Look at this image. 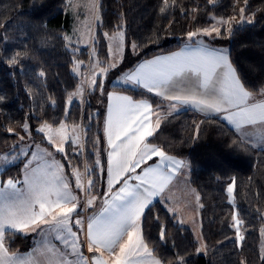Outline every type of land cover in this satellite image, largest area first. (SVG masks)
I'll return each instance as SVG.
<instances>
[{
	"label": "trees",
	"instance_id": "obj_1",
	"mask_svg": "<svg viewBox=\"0 0 264 264\" xmlns=\"http://www.w3.org/2000/svg\"><path fill=\"white\" fill-rule=\"evenodd\" d=\"M162 0H97L99 22L94 24L90 48L70 46L65 36L71 22L66 12V0H0V153L19 150L17 133L9 127L29 125L30 140L54 152L71 177L73 168L92 169L95 182L93 194L102 197L107 176L106 144L103 121L106 96L117 90L135 99H147L153 106L163 105L153 94L140 87H121L109 83V75L97 80L100 87L88 90L85 99L73 100L67 106L69 95L80 81L73 68L82 62L81 70L92 50L101 66L109 60L105 33L122 31L126 49L125 64L118 74L131 69L138 61L159 53L180 48L187 42V33L208 27L211 17L236 19L229 37H194L212 46L227 48L230 59L246 86L264 85V0H176L166 13L160 12ZM250 15L252 23H239V9ZM215 36V34H213ZM138 47L131 50V45ZM74 49V50H73ZM20 53L17 63L8 61ZM43 71L44 76L39 73ZM54 102V103H53ZM67 109L68 115H65ZM91 117V119H89ZM81 125L83 147L74 152L67 142L65 153L54 151L36 128L47 122L52 126ZM196 125H199L197 131ZM151 144L161 147L168 155L186 159L189 164V182L200 197V233L206 248L197 253V241L192 231L179 224L166 205L156 200L141 220L145 242L164 264H176L183 256L185 264H264L260 259L259 229L264 223V150L241 144L240 137L224 121L214 116H203L193 110L182 109L161 118ZM16 146L13 149V146ZM98 154V155H97ZM99 158L100 165H96ZM25 157L0 170V180H17L22 173ZM103 169V171H101ZM235 179L234 199L228 201L227 186ZM98 198L97 207L101 203ZM242 221L244 239L237 242L232 228V215ZM164 230V239L160 237ZM12 251H27L34 241L32 234L16 233L7 237Z\"/></svg>",
	"mask_w": 264,
	"mask_h": 264
},
{
	"label": "snow or ice",
	"instance_id": "obj_2",
	"mask_svg": "<svg viewBox=\"0 0 264 264\" xmlns=\"http://www.w3.org/2000/svg\"><path fill=\"white\" fill-rule=\"evenodd\" d=\"M214 2L215 0H209V3ZM244 2L246 6L247 0ZM175 5L176 0H162L160 12L166 13ZM87 6L98 11L95 0H89ZM239 12L243 23L245 8L241 7ZM213 19L216 22L210 27L188 32L187 42L179 52L144 60L124 73L121 80L125 84L142 87L148 93L163 97L170 102L172 110H176L178 105H191L205 114H221L223 120L239 134L241 144L247 143V137H255L259 143L264 144V85L259 88L246 86L233 66L227 48H213L203 39L193 40L194 37L201 36H222V29L227 31L229 37L235 34L230 27L235 16ZM97 21L99 22L98 15ZM246 22L251 24L252 20L248 19ZM111 40L116 43V50L121 53L122 59L123 32L114 33ZM131 47L135 51L138 45L133 42ZM112 52L110 45L109 54L112 55ZM19 55L20 53H16L8 62L17 63ZM97 66L98 64L94 65ZM116 66L117 63H113L109 67ZM79 67L80 62H77L73 71L79 73ZM107 72L108 68H101L100 73L93 71L90 86L93 89L100 87L103 93V85H97L96 77L101 73L106 75ZM39 75L45 74L41 71ZM74 95L82 97L83 88L78 86L77 91L69 95V105ZM65 115H68L67 109ZM154 115L155 126L152 121ZM160 123L158 110H154L147 99L134 100L131 96L116 92L108 94L104 121V134L110 149L107 152V189L102 197L93 194L95 182L88 178L85 184L80 171L73 168L71 175L75 178V188L85 196L83 205L78 195L73 194L70 180L64 175V165L54 158L47 159L53 154L36 145L37 151L31 152V159L24 166V188L17 186L21 183L19 180H0V264H164L145 242L141 220L154 198L160 197L163 201L164 193L170 191V185L180 169L189 165L149 142L148 138L154 135ZM79 127L74 125L72 132L75 134ZM22 128L28 132L29 125L24 123ZM196 128L198 131L199 125ZM7 131L13 133L14 129L9 127ZM36 131L44 133L48 143L67 158L63 144L70 138L64 121H60L56 129L45 122ZM57 137L60 139L59 144ZM19 138L24 140L23 136ZM78 140V135L71 138L73 144ZM15 147L14 145L13 149ZM20 153L28 155L24 148L20 149ZM153 157H158L159 162L147 164ZM17 159L18 156H13L9 160L8 154H5L0 156V163H12ZM95 163L100 165L99 158ZM137 169L140 171L137 172ZM92 171L86 164L85 174L90 177ZM234 188L233 178L227 187L230 199H234ZM98 198L102 201L99 211L86 218L82 217L80 209H92ZM199 200L197 194V204ZM169 211L175 213V209ZM233 221L237 240L242 241V221L235 215ZM41 225L46 227L42 228ZM29 232H38L44 236V243L26 253L12 251L7 237L16 233L27 235ZM81 232L85 237L83 242L80 239ZM51 234H54L55 240L63 247H58L47 239ZM261 234L264 236V229H261ZM164 235V230L161 229L162 240ZM85 244L91 256L86 257L81 251ZM205 248L206 245H202L197 253ZM260 259L264 261V247L261 249ZM176 264H185L184 257L178 256ZM241 264L246 262L241 261Z\"/></svg>",
	"mask_w": 264,
	"mask_h": 264
},
{
	"label": "rangeland",
	"instance_id": "obj_3",
	"mask_svg": "<svg viewBox=\"0 0 264 264\" xmlns=\"http://www.w3.org/2000/svg\"><path fill=\"white\" fill-rule=\"evenodd\" d=\"M66 2H67L66 12H67L68 17H69L70 22H71L70 31L65 36V37L70 38L67 40V42L70 44V46H77V47L88 46L90 48V45L92 42V37H93L94 24L97 21L96 8H90L89 6H87V5H89V0H66ZM95 2H96V0H95ZM240 16H241V14H239L237 16V21L239 23H241ZM243 16L245 17V22L248 19H251L250 15H243ZM215 18L219 19L221 17H215ZM225 19H228V18H225ZM211 20H212V22L209 24L208 27H210L212 24H214L216 22V20L213 19V17H211ZM114 33H117V32H114ZM114 33L107 34V36L105 35V39H106L107 46H108V56H109V60L105 66H101L99 64L98 60L94 56V53L90 49L88 51V53H89L88 58L89 59H88L87 63L84 64L85 69L83 71L81 70L83 63L80 62L79 73H76V72L75 73L77 75H80V77H81V81H80L78 86H81L83 88V96L81 97L80 95H74V96H72V101L77 100V101L82 102L85 99L86 92L88 90L93 89L90 86V80H91L92 72L95 71L96 73H100L101 68H108V72L106 75H104L102 73L97 75L96 80L101 79L103 81L104 78L109 75L108 79H109V83L111 85H117V84L119 85L122 83L120 80V76L123 75V73L126 70L123 72L120 71L119 75L115 74V73H116V71H119V69H120L119 67L122 64H125L126 49H125V44H124V47L122 50V59H121V53L116 50L117 49L116 43L111 40V37L113 36ZM110 45H111L112 50H113L112 55L109 54V46ZM131 50L133 51L132 48H131ZM113 63H117V66L115 68H110L109 66ZM76 64H77V62L75 63V66H76ZM97 64H98V66L94 67V65H97ZM76 91H77V89L73 93H75ZM67 102H68V100H67ZM67 106H69L68 103H67ZM40 126H38L36 128V130ZM67 126H68V136L70 138L67 142H69L72 145L71 147H72V150L74 152H80L82 150V147H83V145H82L83 144V142H82V140H83V128L79 124L80 127L77 128L76 133L74 134L72 132V128L74 125L67 124ZM52 127H53V129H56L59 127V125L52 126ZM13 133H18L19 137L20 136L24 137L23 142L19 146L18 153H17V151H16V153L10 151V152H5V153H0V156L8 154L9 160H11L13 156H18L19 158L25 157V160H24V162H25L24 166H25V164L28 162V160L31 159V152L37 151L36 145H39L41 149H46L48 152L52 153V150H50L46 146H44L40 143H33L30 140V137H31V135L29 136L30 130H28V132H25L21 126L18 129L17 128L14 129ZM41 134H43L46 142L48 143V141L45 137V134L44 133H41ZM73 135L79 136V140L75 144H73L71 142V138L73 137ZM56 139H57V143L59 144L60 143L59 137H57ZM67 142H65L63 144L64 148H66ZM21 148H24L25 151L28 152L27 156H24L20 153ZM53 148L55 149V147H53ZM55 151H56V149H55ZM52 158H54V156L47 157V159H52ZM17 160H19V159H17ZM17 160H15L14 162H16ZM58 160H56V161H58ZM14 162H12V163H0V170L6 166L13 164ZM58 162L61 163L60 160ZM32 166L33 167L35 166V162H33ZM185 172H186V170L182 169V176L185 174ZM80 173L82 174L84 180L87 183L88 178H86L85 170L80 171ZM186 174H187L186 176L188 177V178L186 177L187 182L184 184V186L182 185L180 188H178L177 191L175 189L174 190L175 195H174V197L171 198L174 202H173V205L169 206V208L175 209V213H173L172 211H169V209H168V211L170 212L171 215H173L176 218V221L179 224L189 228L192 231V233H193V235L197 241V249H198V248H201L202 245H204V242L202 240L201 233H200V219H199L200 202H199V204H197L196 195L198 193L196 192V190L194 189V187L190 184V182L188 180L189 179L188 170H187ZM67 177L70 180L71 184H73V187H74L73 189H75V195H78L79 199L81 200V204L83 205V197H81L78 194V190L75 188V178H73V176H71V177L67 176ZM176 182H178V179L176 180ZM227 195H228V192H227ZM177 198H179V200L182 204L180 202H177ZM168 200L170 201L169 198H168ZM228 201H229V203H232V201H233L232 199H230L229 195H228ZM95 206H97V203ZM95 206L92 209H95L96 208ZM80 211L82 212V211H84V209L81 208ZM233 215L236 216L235 211L233 212ZM233 215H232L231 223H232V228L234 230V236L237 240L236 228L233 226L234 225ZM263 218H264V213H263ZM261 229H264V223L259 229V233H260V237H261L260 246H259L260 252H261L262 247H264V236H262V234H261ZM75 230L76 229H74V231ZM240 234L243 236L241 229H240ZM237 242L240 243V241H238V240H237ZM203 252H204V249H202V251L200 253H203Z\"/></svg>",
	"mask_w": 264,
	"mask_h": 264
},
{
	"label": "crops",
	"instance_id": "obj_4",
	"mask_svg": "<svg viewBox=\"0 0 264 264\" xmlns=\"http://www.w3.org/2000/svg\"><path fill=\"white\" fill-rule=\"evenodd\" d=\"M96 3H97V0H96ZM203 41H204V40H203ZM204 42H205L206 44L210 45V44L207 43L206 41H204ZM184 45H185V44H183L180 48H178V49H176V50H174V51L166 52V53H159V54H156V55H154V56H152V57H150V58L142 59V60L138 61V62H137V63H136L131 69H134V67H135L138 63H140V62H142V61H144V60H149V59H152V58H154V57H156V56L169 55V54H171V53H173V52H179V51L184 47ZM210 46L213 47V48H218V49H219V47H215V46H212V45H210ZM129 70H130V69H129ZM129 70H126L124 73L128 72ZM124 73H123V74H124ZM122 76H123V75L120 76V80H121V77H122ZM116 82H117V81H116ZM116 82H115V83H116ZM121 82H122V83L119 84V85L116 83V84H117L116 86H121V87H134V86H132L131 84H125L122 80H121ZM118 83H119V82H118ZM136 87H138V86H136ZM140 88H142V87H140ZM142 89H144V88H142ZM144 90H146V89H144ZM146 91H147V90H146ZM111 92H116V93H118V94H120V95L131 96V95H129V94L125 93V92H122V91L109 90V91L107 92V96H106L107 100H106V110H105L104 121H105V117H106V114H107L108 94L111 93ZM151 94H153L155 97H157L160 101H162V102L164 103L163 105L153 106V109H154V110H158V112H159V116H160V119H161L163 116L168 115L169 113L176 112V111H178V110H182V109H189V110H193V111H195L196 113H198V114H200V115H203V116H214V117H217V118H219L220 120L224 121L228 126H230V127L235 131V129L233 128V126L229 125V124L227 123V121L223 120L221 114H216V113L205 114V113H202V112L197 111V110L194 109L191 105H178L176 110H172V109L169 107L170 102H169L168 100H165L163 97L156 96L154 93H151ZM131 97H132V96H131ZM132 98H133V97H132ZM133 99H134V100H143V99H135V98H133ZM149 102H150V101H149ZM150 103H151V102H150ZM155 120H156V116L154 115V116H152L153 126H155ZM104 121H103V135H104V140H105V144H106V157H107V159H108L107 152H108L110 149L108 148L107 140H106V137H105V134H104ZM235 132H236V131H235ZM237 135L239 136L238 133H237ZM245 139H246V141H247V144H249V145L252 146L253 148L264 150V144L259 143V142L256 140L255 137H247V138H245ZM82 142H83V140H82ZM52 147H53V146H52ZM53 149H54V148H53ZM54 151H55V149H54ZM52 153H53V156H54V152H53V151H52ZM169 156H171V155H169ZM173 157H175V156H173ZM175 158H177L178 160H183V161L187 162V164H188V161H187L186 159H182V158H178V157H175ZM54 159H55V160H58L55 156H54ZM49 160H51V159H49ZM58 161H59V160H58ZM154 162L158 163V162H159V158H158V157H153L152 160L147 161V164H153ZM24 163H25V162H24ZM188 165H189V164H188ZM144 166H145V165H141V167H144ZM182 169H185V170H186V172H185V174H184L183 176H182ZM187 170H188V176H189V167H187V168H181V169H180L179 173L176 175V177L174 178L172 184L170 185V191H166V192L164 193V197H165V199H164L163 201L161 200L160 197H156V198H154L153 202L156 201V200H159V201H161V202H164V204L166 205L167 209H171V208H169V206H170V205H173V202H174V201L171 199V198L174 197V195H175L174 190L176 189V191H177L178 188H180L182 185L184 186V184L187 182V181H186V177H187V176H186V175H187L186 173H187ZM139 171H140V169H137V172H139ZM64 175L67 177V175L65 174V172H64ZM67 178H68V177H67ZM73 178H74V177H73ZM187 178H188V177H187ZM23 179H24V166H23V170H22L21 176L17 179V180H19V181L21 182L20 184L17 185V186L20 187V188H24V187H25L24 184H23ZM177 179H178V182H179V183L176 182ZM188 180H189V179H188ZM5 181H6V180H5ZM84 181H85V180H84ZM85 183H86V181H85ZM130 183H135V181H130ZM70 186H71V188H72L73 194L75 195V189H73L74 187H73V184H71V182H70ZM105 187H106V189H107V176H106V179H105ZM78 194H79L81 197H83V202H84V200H85L84 193L78 191ZM193 196H194V195H193ZM168 198L170 199L171 202L168 200ZM177 202H180L179 198H177ZM180 203H181V202H180ZM181 204H182V203H181ZM95 207H96L95 209H84V211L81 212L82 217L86 218L87 216L92 215L93 212H98L99 209H100V207H101V204H100L98 207H97V206H95ZM41 227L43 228V227H46V226L41 225ZM74 229H75V228H74ZM74 229H73V230H74ZM28 234H32V235L34 236V241H33V243H32V246H31L27 251H23V252H20V253H26V252L31 251L33 248L40 247V246L44 243V241H45V239H46L44 236L39 235L38 232H29ZM47 239H48V240H51V242L54 243V244H56L58 247H63L59 241H56V240H55V238H54V234L49 235V236L47 237ZM80 239H81L82 242H83L84 239H85V237H84V233H82V232L80 233ZM81 251L83 252L84 256H86V257L92 255L91 253L88 252L86 244H85L84 247L81 249ZM70 258H73V257H70Z\"/></svg>",
	"mask_w": 264,
	"mask_h": 264
}]
</instances>
